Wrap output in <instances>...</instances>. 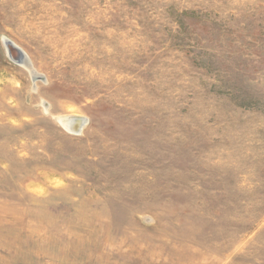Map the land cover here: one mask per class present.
<instances>
[{"label":"rangeland","instance_id":"1","mask_svg":"<svg viewBox=\"0 0 264 264\" xmlns=\"http://www.w3.org/2000/svg\"><path fill=\"white\" fill-rule=\"evenodd\" d=\"M0 264H264V0H0Z\"/></svg>","mask_w":264,"mask_h":264},{"label":"bare ground","instance_id":"2","mask_svg":"<svg viewBox=\"0 0 264 264\" xmlns=\"http://www.w3.org/2000/svg\"><path fill=\"white\" fill-rule=\"evenodd\" d=\"M7 43V42H6ZM14 46H16L14 44ZM13 46V47H14ZM10 47L8 48V52H9V56L10 54L13 55V60L20 62L19 60H21V62L19 64H21L25 69L28 70V72L30 73V75L33 78V82L36 83L38 80H40L39 78L40 75H38V73L35 71L34 67L32 66L29 58L25 57L23 60L21 59V54L16 50V49H20V47ZM40 74V73H39ZM36 91V88H34ZM42 106L44 108V112L49 113L50 111V104L47 102H43ZM57 122L59 123V125L64 128L65 130L71 132V133H75L77 131H80V133L82 132V130L84 129V127L87 125L88 119L85 117H80V116H76V115H67V116H58L56 117ZM77 133V134H80Z\"/></svg>","mask_w":264,"mask_h":264},{"label":"water","instance_id":"3","mask_svg":"<svg viewBox=\"0 0 264 264\" xmlns=\"http://www.w3.org/2000/svg\"><path fill=\"white\" fill-rule=\"evenodd\" d=\"M5 43V42H4ZM5 45H8V48H10V47H13L14 46V44L11 42V41H9V40H7V43L5 44ZM16 46H14L13 48H15ZM6 48H7V46H6ZM8 48H7V50H8ZM20 54H21V59L23 60L25 57L27 58V56H26V54L21 50V49H16ZM8 56H9V52H8ZM10 59L12 60V61H14V62H16V63H20L21 62V60H19L20 62H17V61H15V60H13V55H11L10 54ZM39 79H43V80H45V78L44 77H41V78H39ZM77 133H80V131H77V132H75V134H77Z\"/></svg>","mask_w":264,"mask_h":264}]
</instances>
